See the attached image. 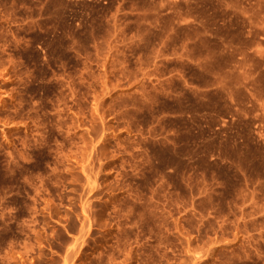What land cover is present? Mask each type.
<instances>
[{"label": "rangeland", "instance_id": "rangeland-1", "mask_svg": "<svg viewBox=\"0 0 264 264\" xmlns=\"http://www.w3.org/2000/svg\"><path fill=\"white\" fill-rule=\"evenodd\" d=\"M0 264H264V0H0Z\"/></svg>", "mask_w": 264, "mask_h": 264}]
</instances>
